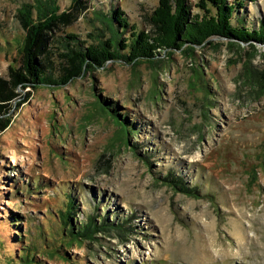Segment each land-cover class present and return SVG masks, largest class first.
Segmentation results:
<instances>
[{"label": "rangeland", "instance_id": "1", "mask_svg": "<svg viewBox=\"0 0 264 264\" xmlns=\"http://www.w3.org/2000/svg\"><path fill=\"white\" fill-rule=\"evenodd\" d=\"M160 1L57 0L64 16L43 33L38 60L59 76L66 35L107 38L102 14L116 9L154 32ZM36 2L0 0V90L16 95L0 115V264H32L9 259L30 245L59 246L71 200L75 227L109 224L59 247L72 261L41 253L43 264H264V45L212 37L153 64L108 62L59 89L23 87L20 10ZM239 14L258 26L264 0ZM107 106L134 125L128 143Z\"/></svg>", "mask_w": 264, "mask_h": 264}, {"label": "trees", "instance_id": "2", "mask_svg": "<svg viewBox=\"0 0 264 264\" xmlns=\"http://www.w3.org/2000/svg\"><path fill=\"white\" fill-rule=\"evenodd\" d=\"M199 7L203 12L193 14L187 0H161L152 16L154 32L138 30L121 10L116 9L111 15L102 14V21L109 36H100L96 42L82 45L76 34L66 35L61 47L69 65L62 74L54 76L50 72L49 64L38 60V54L45 45L43 33L60 20L64 13H59L57 0H37L35 7L25 5L20 10L25 25L30 29L20 44L23 67L14 75V83L23 87L29 85L35 88L59 89L86 72L103 68L108 62H123L134 66L144 62L153 64L159 62V56L163 53L166 58H170L176 50L190 53L196 46H202L212 37L226 39L230 45L246 44L254 49L256 44L264 45V19H261L258 26L249 27L244 17L240 14L237 16L238 9L245 7V0H200ZM33 9L36 10V15L33 14ZM125 33L129 35L124 37ZM15 96L13 92L0 90V115L8 111L5 102ZM107 107L121 124L125 142L128 143V135L135 130L134 125L128 122L126 116L123 117L110 106ZM176 182L182 185L179 180ZM67 207V213L62 214L66 232L60 236L59 246L41 252L35 245H30L22 250L24 254L20 252L19 256H11L9 259L14 263L19 259L22 262L43 264L39 256L42 253L50 258L58 257L67 262L72 261L74 257L59 247L82 243L86 237L94 239V230L109 224L99 216V219L102 218L100 221L90 217L86 223H77L75 227L71 216L75 208L72 200Z\"/></svg>", "mask_w": 264, "mask_h": 264}]
</instances>
